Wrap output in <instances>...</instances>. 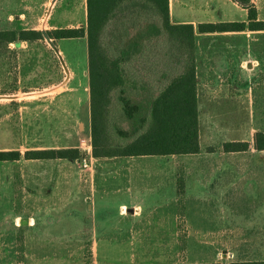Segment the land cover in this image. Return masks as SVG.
<instances>
[{
    "label": "rangeland",
    "instance_id": "1",
    "mask_svg": "<svg viewBox=\"0 0 264 264\" xmlns=\"http://www.w3.org/2000/svg\"><path fill=\"white\" fill-rule=\"evenodd\" d=\"M233 1L236 17H243L246 6ZM51 25L85 27L84 0H0V30L21 27L46 30L53 28ZM112 31L109 26L104 37L110 45L118 42L119 32ZM179 52L160 39L150 45L145 58L135 57L137 62L129 67L138 79L153 88L150 90L157 92L158 77L169 70L166 62L179 58ZM146 92L135 91L139 96ZM225 119L228 117L222 120ZM83 139L92 143L87 38L61 39L56 46L48 40L23 41L19 47L15 43L8 47L0 45V150L22 153L28 149L80 150L78 158L22 157L0 161V184L14 182L20 188L32 181L51 184L66 181L80 191L79 200L58 210L66 215L75 211L79 220L64 224L66 229L67 225L70 229L75 225L79 232L63 239L64 244L57 247L55 255L64 260L55 264H230L239 261V255L244 260L264 261V237L250 233L252 236L236 240L232 220L221 224L227 236L218 234L215 214L201 221L205 222V228L214 230L213 236H208L209 232L206 236L200 233L201 223L186 215L189 207L181 199L184 187L181 182L173 215L174 190L152 169L173 165L175 161L177 165L185 162L169 156L91 159ZM85 158L90 163L88 167L84 166ZM214 161L210 159L204 165L210 166ZM240 161L252 167L258 177L264 173V153L246 154ZM124 166H144L147 172L135 175L131 188L122 187L125 183L121 182L120 174H109V169ZM70 171L74 174L67 173ZM232 176V170L215 173L205 192L216 197L221 189L219 184L231 181ZM122 204L128 205L123 215ZM209 208L215 212L217 205L213 203ZM236 241L240 243L238 247Z\"/></svg>",
    "mask_w": 264,
    "mask_h": 264
},
{
    "label": "crops",
    "instance_id": "2",
    "mask_svg": "<svg viewBox=\"0 0 264 264\" xmlns=\"http://www.w3.org/2000/svg\"><path fill=\"white\" fill-rule=\"evenodd\" d=\"M84 3L87 20V1ZM254 6L258 20L264 21V0L255 1ZM169 11L172 23L195 27L200 152L145 156H169L185 162L177 165L175 161L173 165L152 169L174 190L173 215H176L181 182L184 191L180 198L184 206L189 207L186 215L201 223L200 233L206 236L209 232L208 236H213L214 230L205 228V222H202L215 214V226L222 236L228 235L226 231L222 232V222L232 220L236 240L252 236L250 233L264 237V173L258 177L252 167L240 161L246 154L264 153L255 148V142L251 144L255 134L264 131V29L198 30L202 23L244 21L248 24V9L244 8V16L237 18L236 1L233 0H169ZM51 26L54 29L62 27ZM225 117H230L231 121H223ZM224 126L227 128L222 129ZM230 141H248L249 148L226 152L222 149L223 144ZM210 159L215 161L205 166L204 162L208 163ZM231 170L232 180L219 184L221 189L216 197L205 192L215 173L219 175ZM109 172L112 175L119 173L121 182L125 183L122 187L131 188L135 175H142L147 170L144 166H124L111 167ZM68 184L66 181L52 184L32 181L20 188L14 182L0 184V264H12L17 259L16 264H55L64 260L55 255L57 247L64 244L63 239L79 232L75 225L71 229L67 225L68 230L64 224L79 220L75 211L68 215L58 211L79 200L78 188ZM213 203L217 205L215 212L209 208ZM127 206L122 204V215L126 214ZM239 244L236 241V247ZM239 256V261H262L244 260Z\"/></svg>",
    "mask_w": 264,
    "mask_h": 264
},
{
    "label": "trees",
    "instance_id": "3",
    "mask_svg": "<svg viewBox=\"0 0 264 264\" xmlns=\"http://www.w3.org/2000/svg\"><path fill=\"white\" fill-rule=\"evenodd\" d=\"M87 25L46 30H0V45L48 40L53 46L65 38H87L93 156L134 157L200 152L196 78L195 27L171 22L169 0H86ZM248 9L244 21L202 23L200 32L262 30L264 21L251 0H238ZM109 26L118 31L117 43L107 44ZM164 39L180 57L169 61V70L158 77V91L138 79L130 69L144 57L151 44ZM167 48L168 45L166 44ZM151 50V49H150ZM154 51V50H153ZM172 51V50H171ZM179 60V61H178ZM169 71V72H168ZM144 89L145 95L135 91ZM153 89V88H152ZM115 104V109H114ZM114 109V110H113ZM114 112V114H113ZM255 148L264 150V131L254 137ZM248 141L223 144L226 152L245 151ZM78 158V148L0 150V161ZM182 193L184 188H182ZM188 264H220L214 262ZM230 264H264L234 261Z\"/></svg>",
    "mask_w": 264,
    "mask_h": 264
},
{
    "label": "built area",
    "instance_id": "4",
    "mask_svg": "<svg viewBox=\"0 0 264 264\" xmlns=\"http://www.w3.org/2000/svg\"><path fill=\"white\" fill-rule=\"evenodd\" d=\"M83 145H85V148L87 149L88 153L91 154V159H95V157L92 154V143L88 142L86 139H83ZM84 166L88 167L90 166V163L87 161V158L84 159Z\"/></svg>",
    "mask_w": 264,
    "mask_h": 264
}]
</instances>
